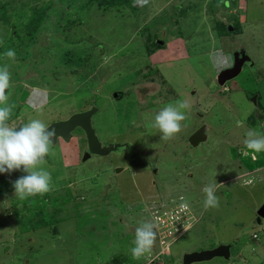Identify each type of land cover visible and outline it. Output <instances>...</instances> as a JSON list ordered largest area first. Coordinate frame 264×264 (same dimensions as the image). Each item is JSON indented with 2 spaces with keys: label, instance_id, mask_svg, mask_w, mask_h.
Masks as SVG:
<instances>
[{
  "label": "rangeland",
  "instance_id": "1",
  "mask_svg": "<svg viewBox=\"0 0 264 264\" xmlns=\"http://www.w3.org/2000/svg\"><path fill=\"white\" fill-rule=\"evenodd\" d=\"M146 21H156L147 37ZM227 22L233 30L219 32ZM190 26L193 40L182 33ZM235 41L251 60L220 85L210 53ZM9 49L15 60L4 55ZM5 64L12 82L8 103L15 105L11 125L32 119L48 125L95 104L100 140L130 139L134 148L82 160L86 141L76 128L69 141L52 144L41 165L52 174L51 190L23 200L0 173V264H182L185 252L220 242L233 244L231 259L191 264H264V217L256 222L264 169L245 181L264 152L254 160L240 151L252 122L264 115V0H0ZM235 80L241 89L232 92L233 109L227 96ZM118 91L124 96L116 101ZM178 99L191 107L181 131L162 139L152 127L154 115ZM31 101L45 104L28 109ZM247 111L255 120L238 125ZM204 122L207 139L193 147L187 137ZM114 164L125 168L116 171ZM209 183L217 185L220 202L205 209L202 189ZM146 219L157 221V239L135 259V229Z\"/></svg>",
  "mask_w": 264,
  "mask_h": 264
},
{
  "label": "clouds",
  "instance_id": "2",
  "mask_svg": "<svg viewBox=\"0 0 264 264\" xmlns=\"http://www.w3.org/2000/svg\"><path fill=\"white\" fill-rule=\"evenodd\" d=\"M4 55L15 60L16 53L15 50L9 49ZM210 59L217 69L231 66V58L223 50H215L210 53ZM11 88V72L9 66L5 64L0 66V173H11L16 170H23L27 173V175H22L12 181L15 196L23 200L43 195L51 190L52 174L41 165L51 151L56 130L50 128L40 119H32L22 126L11 125L9 121L15 107L14 104L8 103ZM31 106L34 109L37 107L35 104ZM190 107V102L187 99L169 102L155 113L152 127L162 133V139L174 137L181 131L182 121L186 118L184 110L190 109ZM240 151L242 156H251L252 159H256L257 153L264 152V134L256 129L247 130L244 148ZM216 189L215 183H209L203 187L205 209L219 206L220 201L216 195ZM181 200V208L186 209L188 202L184 201L183 197ZM154 229L156 231L158 229L156 220L146 219L139 222L135 229V239L131 248L133 258L139 259L151 251L157 239V232ZM253 235L256 237L255 233Z\"/></svg>",
  "mask_w": 264,
  "mask_h": 264
},
{
  "label": "water",
  "instance_id": "3",
  "mask_svg": "<svg viewBox=\"0 0 264 264\" xmlns=\"http://www.w3.org/2000/svg\"><path fill=\"white\" fill-rule=\"evenodd\" d=\"M234 64L230 67L221 69L216 76L217 82L221 85L225 84L226 80L236 76L246 60H249L251 56L244 51L235 50L234 51ZM254 103H256V95L251 98ZM98 111V107L94 105L80 110L74 111L65 119H57L48 124L50 128L56 130V137L54 138V143L57 142L58 138H62L63 141H69L73 136V131L79 128L84 133V138L86 141V151L82 155V160L87 159L92 153L99 155H106L111 151L117 150L120 146L128 144L127 141H114L109 143H103L98 137L93 122L92 116ZM24 124L20 122L18 125ZM208 125L203 123L197 129L192 131L188 137V142L195 147L200 144V142L207 139ZM122 167H117L116 170H120ZM8 180L14 181L22 175H27L23 170H16L11 173H4ZM256 222L260 224L261 218L264 217V198L260 207L257 209ZM156 231V229H154ZM157 232V231H156ZM215 256H223L225 258H230L231 249L229 243H219L214 247L197 249L196 251H187L183 255L182 264H191L195 261L208 260ZM172 264V263H168Z\"/></svg>",
  "mask_w": 264,
  "mask_h": 264
},
{
  "label": "crops",
  "instance_id": "4",
  "mask_svg": "<svg viewBox=\"0 0 264 264\" xmlns=\"http://www.w3.org/2000/svg\"><path fill=\"white\" fill-rule=\"evenodd\" d=\"M160 9V7H158L157 8V11L156 12H158V10ZM156 16V15H155ZM155 19L154 20H157V16L156 17H154ZM154 22H156V21H153V23H147V21L145 22V26L143 27H141V29H142V35L144 34L146 37L147 36H149V31H150V25H154L155 23ZM147 24H149V25H147ZM228 24L229 25H231L232 26V23H230V22H228ZM146 26H148V27H146ZM191 27V26H190ZM232 27H234V26H232ZM231 27V31L233 30V28ZM194 30H196V29H194L193 27H191V28H186V31L184 32V30H183V34H185L186 35V38H188L189 39V35L188 34H190V38H191V40H193L194 38L192 37V35H193V33H192V31H194ZM139 31H141V30H139L138 29V32ZM230 30L228 31V32H231ZM195 32V31H194ZM227 33V32H226ZM199 35H196V37H198ZM199 37H201V36H199ZM158 41L159 42H162V40H160L159 38H158ZM235 44H238V42L237 41H235L234 42V45L232 46H230V44H228V45H226V46H223V45H221L220 47H216V49H214V51L215 50H223V52L225 53V54H227V55H229L230 56V58H231V62H232V60H233V52L237 49V47H236V45ZM240 45H241V42H240ZM224 47H226V48H224ZM232 47V48H231ZM240 47V46H239ZM233 51V52H232ZM249 54V53H248ZM250 55V54H249ZM251 56V55H250ZM221 69H217L216 71H215V73L216 72H219ZM260 73V72H259ZM215 75V74H214ZM213 75V76H214ZM248 75V74H247ZM260 77L262 78V79H264V73L263 72H261L260 74ZM248 76H246V78H247ZM219 84V83H218ZM232 85H229L228 86V90L230 91V93L231 94H228V96H227V100L228 101H230V103H231V106H232V108L234 109V107H235V104H234V101H233V99H232V92H234V90H239V89H241V86L240 85H238L239 83L235 80V81H233L232 83H231ZM101 85V84H100ZM221 85V84H220ZM94 86L95 85H93L92 84V86L90 87V90H92V88H94ZM225 86V85H224ZM100 89H101V87H100ZM115 90V92L117 91V87H115V88H111V90H110V94L112 93V90ZM91 92V91H90ZM31 96V95H30ZM124 96V94H123V92H121V94H119V95H117V97H116V101H119L120 100V97H123ZM32 98V97H31ZM79 98H81V97H79ZM76 99V98H75ZM74 99V100H75ZM36 100V99H35ZM70 100H71V102H72V100H73V97H71L70 98ZM46 101V100H45ZM32 104H35L37 107H39V106H41V107H43V104H45V102H41L40 101V103L38 104L36 101L35 102H33V101H31L30 103H28V109H30V108H33L31 105ZM257 107H259V105L257 106ZM25 109V108H24ZM23 109V110H24ZM80 109H82V108H80ZM259 109L260 110H264V107L262 106V105H260V107H259ZM77 110H79V109H77ZM73 111H76V110H73ZM250 111V110H249ZM249 111H247L246 112V114L245 115H242V114H240V118H242V119H240V120H238V122H237V124L238 125H240V126H242L244 123H249V122H251V120L252 121H254L255 120V118H253V117H251L252 115L249 113ZM72 112V111H71ZM258 116H259V114H258ZM263 116V118L261 117V116H259V119H261V121L259 122V121H257V122H252V124L254 125V129H256V130H259V132H264V124H263V120H264V115H262ZM102 122V123H101ZM204 123H206V122H204ZM100 124H101V128H102V132H106L107 131V125H106V122H103V121H100ZM251 124V123H250ZM251 124V125H252ZM209 128V127H208ZM117 133H119V132H117ZM114 134V132H112V134H110V136L111 135H113ZM103 135L105 136V133H103ZM109 136V137H110ZM207 136H208V132H207ZM105 138L107 139V137L105 136ZM59 140H62V139H59ZM117 140V139H116ZM114 140H112V142H113ZM117 141H124V140H117ZM132 142V140H130L129 139V141H128V143H131ZM68 153H71V149H69L68 151H67ZM78 153H79V150H78ZM112 153V152H111ZM77 159H78V155H76L75 156ZM57 157H55V161H58L59 160V158H57ZM60 158H63V157H60ZM250 159V158H249ZM256 159H257V154H256ZM256 159H254V160H256ZM251 160V159H250ZM254 160H252V161H254ZM77 162V161H76ZM241 162H243V161H241ZM249 163H251V162H249ZM72 165H73V163H72ZM63 167L65 168V167H67V165L66 164H64L63 165ZM239 167V166H238ZM261 167V169H264V162H262V163H260V165H255V166H253V165H250L249 167H248V169L246 170V171H248V172H246L245 174H249V172L251 173V174H249V176L250 177H248L247 179H245V181L246 182H248V183H250V182H252L253 181V177H252V173H254V172H257L258 173V169ZM264 172V171H263ZM263 176H264V173H263Z\"/></svg>",
  "mask_w": 264,
  "mask_h": 264
},
{
  "label": "flooded vegetation",
  "instance_id": "5",
  "mask_svg": "<svg viewBox=\"0 0 264 264\" xmlns=\"http://www.w3.org/2000/svg\"><path fill=\"white\" fill-rule=\"evenodd\" d=\"M222 1H223V0H222ZM223 4H225V3L223 2ZM231 14H233L234 16L236 15V13H231ZM226 26H227L228 29L231 31V27H232V26L229 25L228 22H227ZM232 28H233V27H232ZM243 49H244V48H243ZM236 50H237V49H236ZM239 51H240V50H239ZM232 52H233V51H232ZM244 53H247L245 49H244ZM234 58H235V57H234V52H233V60H232V62H231V65L234 64V60H235ZM250 60H251V58H250L249 60H246L245 63H246L247 61L250 62ZM245 63H244V64H245ZM257 69H258V68L256 67L255 70L257 71ZM119 94H121V91H118V94H117V95H119ZM256 104H257V102H256ZM81 110H83V109H81ZM66 117H67V115H65L64 119H65ZM20 122H22V121L20 120ZM20 122H19V123H20ZM19 123H18V124H19ZM202 124H203V123H202ZM202 124H200V125H202ZM198 127H199V126H198ZM195 129H197V127H196ZM193 131H194V130H193ZM59 139H62V138L59 137L58 140H59ZM113 142H114V141H113ZM106 143H109V142H106ZM85 144H86V142H85ZM130 147L134 148V146L132 145V143H129V144H126V145H122V146H120L117 150H114V151L122 152V151H121L122 148L125 149V150H128V149H130ZM86 148H87V145H85V148H84L83 150H81L82 153H81V157H80V159H82V155H83L84 151H86ZM114 151H111V152H114ZM111 152H110V153H111ZM123 153H125V154H127V155H131L130 158L134 156V154H132V153L128 154L126 151H124ZM108 154H109V153H108ZM120 154H121V153H120ZM91 155H93V153H92ZM91 155H90V156H91ZM90 156H89V157H90ZM85 160H86V159H85ZM117 165H119V164H114V165H113V167H115V170H116L117 167H122V168H120V170H122V169L125 168L124 165H123V166H122V165H121V166H117ZM116 171H118V170H116ZM136 182H137V180H136ZM153 182H154V181H153ZM143 189H144V187H143V184H142V186L138 188L140 194H143V193H144V192H143ZM139 199H140V197H137V198H136V201L139 200ZM220 243H222V242H220ZM223 243H229V244H230V249H231L232 246H233V244L230 243V242H223ZM231 257H232V249H231V256H230V258H227V259H231ZM156 258H158V257H156ZM182 260H183V257L181 258V263H182ZM234 260H237V259H234ZM234 262H235L234 264H239L238 261H234ZM166 264H167V263H166Z\"/></svg>",
  "mask_w": 264,
  "mask_h": 264
},
{
  "label": "trees",
  "instance_id": "6",
  "mask_svg": "<svg viewBox=\"0 0 264 264\" xmlns=\"http://www.w3.org/2000/svg\"><path fill=\"white\" fill-rule=\"evenodd\" d=\"M232 1H233V0H223V2H224L225 4H227V3H231ZM218 31H219V32H223V31L228 32L229 29H228V27H227L226 25H225L224 28H223L222 26L218 25ZM154 42L157 43L158 46L161 45V42L159 43L158 39H155Z\"/></svg>",
  "mask_w": 264,
  "mask_h": 264
},
{
  "label": "built area",
  "instance_id": "7",
  "mask_svg": "<svg viewBox=\"0 0 264 264\" xmlns=\"http://www.w3.org/2000/svg\"><path fill=\"white\" fill-rule=\"evenodd\" d=\"M161 242H163V240Z\"/></svg>",
  "mask_w": 264,
  "mask_h": 264
}]
</instances>
